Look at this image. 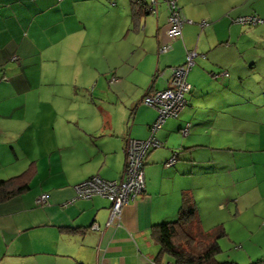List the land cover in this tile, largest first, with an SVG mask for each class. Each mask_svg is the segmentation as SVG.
<instances>
[{
    "label": "crops",
    "instance_id": "0c3cea01",
    "mask_svg": "<svg viewBox=\"0 0 264 264\" xmlns=\"http://www.w3.org/2000/svg\"><path fill=\"white\" fill-rule=\"evenodd\" d=\"M176 2L185 22L171 39L163 0L134 24L129 0H0V180L36 169L0 203V264H152L150 228L176 217L183 191L197 209H264V0ZM246 14L263 22L233 21ZM188 51L185 105L155 132L142 193L119 227L107 224L109 201L77 198L73 186L121 177L127 140L145 138L156 115L142 97L165 88Z\"/></svg>",
    "mask_w": 264,
    "mask_h": 264
},
{
    "label": "built area",
    "instance_id": "2783aa9c",
    "mask_svg": "<svg viewBox=\"0 0 264 264\" xmlns=\"http://www.w3.org/2000/svg\"><path fill=\"white\" fill-rule=\"evenodd\" d=\"M167 11V29L166 35L169 38L180 36V28L185 20L182 18L176 0H163ZM155 0H149L148 8L154 11ZM237 22L245 24H255L259 20L254 16H244L236 18ZM202 25H205L202 22ZM169 49V44H161L157 47L159 53ZM194 51H188L185 54L184 62L178 66L170 67V77L168 86L162 90L145 94L141 103L155 110V118L147 128V135L142 139L130 138L127 140L125 149L124 170L119 179L105 180L99 176H91L73 186L75 197L88 199L94 195L105 198L109 201V217L107 224L112 221L117 227L120 226V212L122 206L128 202H132L144 189L143 177V158L149 148L159 146V142L155 139V132L162 125L164 118L175 116L180 108L184 105L183 93L188 89L186 82V73L193 65ZM221 75V74H219ZM182 133H186V127ZM174 156H170L166 162V166L173 163ZM45 196L41 195L37 198V203H43ZM91 229H96L93 224Z\"/></svg>",
    "mask_w": 264,
    "mask_h": 264
},
{
    "label": "trees",
    "instance_id": "16d2710c",
    "mask_svg": "<svg viewBox=\"0 0 264 264\" xmlns=\"http://www.w3.org/2000/svg\"><path fill=\"white\" fill-rule=\"evenodd\" d=\"M141 2H142L141 0H129V12H130L131 22L133 24L135 21H137L139 12L141 13V10L143 12L144 11L147 12L149 10L147 9L148 7H146V5H144V3ZM254 17H256L259 20L255 24L250 25V24L240 23L237 22L236 19L234 20V22L249 26H255L263 22V19L257 16ZM188 89L182 94L184 105L186 102L184 95L186 94ZM155 91H159V90H155ZM184 105L180 108V110L175 116H168L164 118V121L168 118H175L180 113ZM185 127H186V133L183 134L182 131L183 128ZM179 131L182 136L186 135L188 133V124H185L183 127H181ZM172 155L174 156V160H175V154L173 153ZM35 172L36 169L34 163H30L27 166V168L21 171L20 173L10 176L6 179H1L0 203L7 201L26 191L28 189V184L30 180L35 175ZM44 196L46 200V195ZM35 203L40 204L37 203L36 201ZM150 230H151L150 235L154 239L155 243L159 246V251L155 256L152 264H236L233 261H227V260L218 261L215 259V255L220 251L218 240L219 238L224 237L226 233L222 227H214L212 230H204L201 227L200 219L197 215L196 201L193 195L187 191L181 192L180 205L177 209L176 218L171 221L154 224L151 226Z\"/></svg>",
    "mask_w": 264,
    "mask_h": 264
},
{
    "label": "rangeland",
    "instance_id": "374dc122",
    "mask_svg": "<svg viewBox=\"0 0 264 264\" xmlns=\"http://www.w3.org/2000/svg\"><path fill=\"white\" fill-rule=\"evenodd\" d=\"M118 1L121 3L123 0ZM116 6L118 7V4H116ZM113 12L115 26L122 27L124 25V21L126 22L127 20L125 13L123 10L118 8H116ZM251 15L254 14L240 15L237 17ZM235 19L236 17L233 21ZM109 20H111V18ZM239 25L250 27L245 24ZM124 32L121 33L120 36H122ZM118 34H116L115 37H117ZM131 36H136L135 39L138 40L140 34L135 33ZM260 47L261 46L259 45L258 48L260 49ZM258 54L260 59H264V51H259ZM100 65L102 67L105 66L101 61ZM258 70L261 69L258 67ZM233 213L234 212L227 207L222 210H205L203 208L197 209L200 225L204 230H212L214 227H222L226 233L224 237H221L218 240L220 251L215 255V259L218 261H233L236 264H264V209L257 212H253L252 210H242L236 215ZM175 218L176 217L174 216L172 219L174 220Z\"/></svg>",
    "mask_w": 264,
    "mask_h": 264
}]
</instances>
